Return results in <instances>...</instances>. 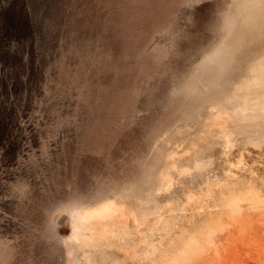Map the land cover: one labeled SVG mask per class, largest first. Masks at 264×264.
<instances>
[{
    "label": "rangeland",
    "instance_id": "1",
    "mask_svg": "<svg viewBox=\"0 0 264 264\" xmlns=\"http://www.w3.org/2000/svg\"><path fill=\"white\" fill-rule=\"evenodd\" d=\"M0 264H264V0H0Z\"/></svg>",
    "mask_w": 264,
    "mask_h": 264
},
{
    "label": "bare ground",
    "instance_id": "2",
    "mask_svg": "<svg viewBox=\"0 0 264 264\" xmlns=\"http://www.w3.org/2000/svg\"><path fill=\"white\" fill-rule=\"evenodd\" d=\"M259 64V63H258ZM260 65V64H259ZM260 67V66H259ZM262 69V67H261ZM263 70V69H262ZM261 70V71H262ZM263 72V71H262ZM214 114V112H211ZM217 114V113H216ZM215 114V115H216ZM221 113H219L220 115ZM210 115V114H209ZM218 115V114H217ZM212 116V115H211ZM233 194V193H232ZM230 196V195H229ZM240 202V200H239ZM113 204V199L109 198V199H106V200H103L93 206H91L89 209L85 210L84 212H82V218H85V219H89L92 217V215H100L102 213H105L106 209L109 208L110 210V206ZM238 204V203H237ZM105 211V212H104ZM90 262V261H89Z\"/></svg>",
    "mask_w": 264,
    "mask_h": 264
}]
</instances>
